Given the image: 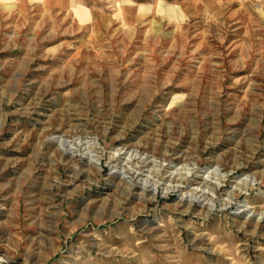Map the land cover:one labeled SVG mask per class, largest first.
Returning <instances> with one entry per match:
<instances>
[{
  "label": "rangeland",
  "instance_id": "374dc122",
  "mask_svg": "<svg viewBox=\"0 0 264 264\" xmlns=\"http://www.w3.org/2000/svg\"><path fill=\"white\" fill-rule=\"evenodd\" d=\"M0 264H264V0H0Z\"/></svg>",
  "mask_w": 264,
  "mask_h": 264
},
{
  "label": "bare ground",
  "instance_id": "6f19581e",
  "mask_svg": "<svg viewBox=\"0 0 264 264\" xmlns=\"http://www.w3.org/2000/svg\"><path fill=\"white\" fill-rule=\"evenodd\" d=\"M156 187V186H155ZM206 193V192H205ZM188 197V196H187Z\"/></svg>",
  "mask_w": 264,
  "mask_h": 264
}]
</instances>
